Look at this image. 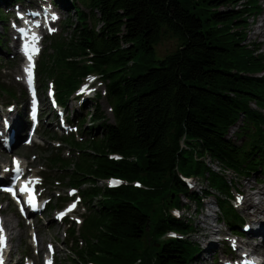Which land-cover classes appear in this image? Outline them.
<instances>
[{"label":"trees","instance_id":"1","mask_svg":"<svg viewBox=\"0 0 264 264\" xmlns=\"http://www.w3.org/2000/svg\"><path fill=\"white\" fill-rule=\"evenodd\" d=\"M51 1L67 18L46 38L42 88L53 82L65 108L84 78L96 74L113 120L91 102L90 125L83 120L80 128L87 142L59 138L71 156L51 147L43 151L45 162L71 187L125 182L80 192L85 203L101 199L79 228L83 246L74 249L75 264H195L193 223L171 213L188 209L181 198L198 213L214 194L224 224L240 234L243 221L231 204L236 191L204 159L242 177L264 170V53L245 43L249 19L261 12L258 0ZM22 2L0 0V22ZM165 39L176 46L156 60L155 47ZM0 92H6L1 82ZM239 123L237 144L228 134ZM188 178L204 181L200 193ZM67 232L78 247L74 228ZM170 232L176 236L164 238Z\"/></svg>","mask_w":264,"mask_h":264},{"label":"rangeland","instance_id":"2","mask_svg":"<svg viewBox=\"0 0 264 264\" xmlns=\"http://www.w3.org/2000/svg\"><path fill=\"white\" fill-rule=\"evenodd\" d=\"M23 1L25 2V4L31 3L32 5H37L47 3L48 0ZM258 2L261 12L253 20L251 18L249 19V26L246 30L245 43L247 45L259 46L260 52L264 53V37L260 35H254L256 27L261 24V21L264 19L263 0H258ZM15 8L16 7L5 11V14L7 13L8 16L13 20L15 19ZM60 12L62 15V19L57 24V33L61 31L62 22L67 18L66 11L61 10ZM11 28V20H9V23H7L6 21L0 22V82L2 87L6 90L5 93L0 94V112L4 113L10 107H15L17 114L24 117L23 119L26 122V129L23 133L22 141L20 143L16 142L14 144V147L10 151L5 153L2 151V148L0 146V168L1 166L9 165L11 158L15 155L24 158L25 163L28 166V170H30L28 171L27 177H31L30 175L37 173L38 176L44 178V180L41 178V198L44 202L47 203V206L49 205L53 208L51 210H47L46 206L45 210H43L42 212L41 217H33L34 220H37V222H35L32 227H27V225L19 218L12 204L10 202H7L5 197L0 193V215H3V226L4 228H7L9 230L8 232L13 233L12 255L14 257L12 259L14 260L11 261L10 264H15L16 258H21L22 256H30L35 264H41V254L46 253V247L48 244H53L54 247L58 248V255L61 258L58 264H68V260H77L75 250H80L82 245L80 244L78 245V247H75V243L73 241H68L67 229L69 227H74V237H79L80 229L73 220H77L78 216L83 214L85 207L84 210H81L79 207V209L71 213L69 215V218H67L66 220H61L60 222L54 220L53 217L55 216V214L58 213L59 210H64L66 205L69 203L71 198L67 195V191L71 186L68 185L67 179L61 180L60 176H62V172H56V170L49 169L48 162H45L46 155L43 154V151L49 150L51 149V147L60 146V148L63 149V156L69 158L71 156V153L68 151L71 146L66 142H61L60 140H58L59 138L71 139L73 137L74 141H77V143L84 144L85 142H87V137H82L79 132V128H81L83 120L85 121V127H88L90 125L89 114L92 110L91 102L94 103V101H97L99 110L103 113L107 121L111 122L113 120L112 112L110 110V105L108 104L104 96L105 84L93 77L86 81L85 86L75 94L74 98L68 99L67 105L65 107V115L66 113L70 117L72 115V119L74 120L73 124L74 126H78V130L76 132L71 130L73 134L70 133L69 135L63 133L59 128H57L56 124H58V122L52 112H50L51 110H49L48 107L44 106L42 108H44L46 111L44 113L41 126L37 132L38 136L34 139L32 147L25 146L24 140L26 138L29 124L27 115L29 101L26 90L21 83L22 60L17 57V55H15L16 45L12 42L13 33ZM43 46L44 48L45 46L48 47V42L46 40H44ZM175 46L176 42L172 39L162 40L155 47V59H162L167 53L173 51ZM261 75L262 74H259L258 76ZM17 79H19L20 81L18 82ZM37 82L39 94L42 98H45V94L41 89L43 80L37 78ZM49 86L51 85L49 84L47 88H49ZM13 94H15L16 97L15 99L10 100L9 95ZM95 94H98L97 100L94 97ZM261 113L264 115V108L261 110ZM93 126H95V124ZM239 126H241V123H239L236 127L230 129L228 134V138L235 141L237 144L240 143L236 138V133L239 130ZM93 132L97 133L96 131ZM204 162L208 166H210V163L207 161V159H204ZM216 165L218 166V168ZM216 165H212V167H210L215 171H219L220 164L216 163ZM221 169L223 168L221 167ZM47 176H50V178H46ZM224 177L231 183L232 188H234L235 191L241 192L240 194L242 195L243 200L245 195L256 191L257 187H264V170L259 171L250 177H242L234 174L232 171H226ZM196 181H198L200 185L198 184V186H194L195 191L200 193V189L204 187L205 183L203 180L197 178ZM88 187L89 185L86 184L84 186H81L79 190L84 191ZM235 195L236 193L234 194V196ZM60 197L64 199L63 202H60L58 200V198ZM181 202L183 204H187L188 209L184 210L182 208V210L180 211V215L182 217H188L193 223V232L191 233L189 239L194 242V244H196L199 248L195 264H222V262L225 260L228 261V264H230L233 260L238 259L236 257L237 255H230L232 251L227 244H222L218 241L215 252L211 253L210 255L203 253L206 245L205 242L216 238L220 239L222 236L229 237L231 234H233L220 217L219 211L216 208L217 205L215 195L211 194L208 198L204 199V201L202 202V207L201 209H199L198 213H196V206L193 202H189L184 198H181ZM252 202L254 203V199H252ZM91 204L92 206L96 204V200H93ZM235 206H237L236 203ZM210 209H212L213 211H211ZM242 209H237V214L243 221L242 225H250L251 223L248 216H251L250 214L253 215L255 209L251 206L244 208V210ZM86 215H89V213L87 212V214H83V217H85ZM5 221H7V225ZM205 221L212 223L213 226L217 227L216 229H220L218 233L208 237L206 241L205 238L202 237L201 232V230L205 229ZM33 234H35L36 238L38 239L39 247L37 249L40 251L38 258L36 257L34 252L35 248H31V243L33 242ZM166 237H168V235H165L164 238ZM250 238L251 237H249V235H244L243 239L240 240V242H245ZM258 240L259 239H253L250 243L252 244V242ZM260 253L264 255V247L261 249ZM80 264H85V262Z\"/></svg>","mask_w":264,"mask_h":264},{"label":"bare ground","instance_id":"3","mask_svg":"<svg viewBox=\"0 0 264 264\" xmlns=\"http://www.w3.org/2000/svg\"><path fill=\"white\" fill-rule=\"evenodd\" d=\"M263 3H264V0H263ZM263 9H264V6H263ZM261 22L262 23L256 27L254 35L255 36L260 35L264 37V19ZM32 36H33V33H32ZM32 41L33 40H29L28 42L31 43ZM17 81L19 82V79H17ZM2 118L7 120L9 124L8 129L15 130V133H16L15 143L16 142L20 143L23 139V133L26 129V122L23 119L24 117L17 114V111L13 109V110H7L4 113L0 112V120ZM0 130H1L0 132L4 134L5 131H3L2 129V125H0ZM209 163H210V166L212 167V165L215 166L217 162L209 161ZM4 177L5 176L0 171V181ZM252 199H254V203L252 202ZM243 205L244 206L242 210H244V208H247L248 206H251L255 209L254 214L253 215L250 214L251 216H248L251 224L249 225L247 234L251 238L245 241L244 243L238 242L239 244L237 245V249H235L232 253H230L231 256L237 255L236 251L239 250L241 247L243 248L246 247L245 245H250L251 249L254 252H260L261 249L264 247V187H257L256 191H253L252 193H248L247 195H245ZM5 223L6 225L8 224L7 221H5ZM216 228L217 227L213 226L212 223L205 221V229L201 230L202 237L205 238V241L208 237L215 235L216 233L220 231V229H216ZM11 235H13V233H11ZM217 239L219 238L205 242L206 245H205L204 252H203L204 254L210 255L211 253L215 252V249L217 248V241H218ZM253 239L255 240L259 239V240L252 242L251 244L250 242ZM241 252H243V250ZM260 256L264 257V255H260ZM241 259L242 258L239 257V260ZM60 260L61 258L58 255V261Z\"/></svg>","mask_w":264,"mask_h":264},{"label":"snow or ice","instance_id":"4","mask_svg":"<svg viewBox=\"0 0 264 264\" xmlns=\"http://www.w3.org/2000/svg\"><path fill=\"white\" fill-rule=\"evenodd\" d=\"M3 244H4V237H3V234H2V229H0V247H2ZM0 264H2V262H0Z\"/></svg>","mask_w":264,"mask_h":264}]
</instances>
